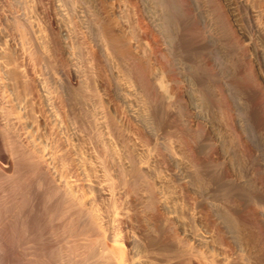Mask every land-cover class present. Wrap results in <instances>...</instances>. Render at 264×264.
<instances>
[{
	"label": "bare ground",
	"instance_id": "1",
	"mask_svg": "<svg viewBox=\"0 0 264 264\" xmlns=\"http://www.w3.org/2000/svg\"><path fill=\"white\" fill-rule=\"evenodd\" d=\"M258 136L264 0H0V264H264L190 194Z\"/></svg>",
	"mask_w": 264,
	"mask_h": 264
},
{
	"label": "rangeland",
	"instance_id": "2",
	"mask_svg": "<svg viewBox=\"0 0 264 264\" xmlns=\"http://www.w3.org/2000/svg\"><path fill=\"white\" fill-rule=\"evenodd\" d=\"M261 137H263V138H260V136H258L256 138V140L253 139L254 148H255V152L253 154L256 155V157L254 155L249 157L251 159L253 158L252 160L249 158L248 159L246 158V160H244L243 158L239 157L238 151L235 150L236 148L234 149V147L231 148V146L229 144V138L227 137L228 138L227 139V141H228L227 142V157L228 158H227V164H225L223 166V169H224L223 173H225V174L222 173L223 176H225V177H219V179H217V182L214 181L213 183H210L211 185H207L205 188H203V190H200V191L198 190L199 187L198 186L196 187V182L194 181L195 189L192 187L193 190L190 192V194L193 195L192 197H194L197 201H205V203H211L212 204V207H213L212 212H213V218H215V223L217 224V226L219 228H221L225 233H227V253L229 255L231 254L230 256L235 257V256H239V254H240L243 257L247 258L248 255L253 254V255H255L254 258L256 257L257 260H260V262L264 263V245H263L264 240L261 239L259 241L257 248L254 250L255 253L248 252V248L245 246V244L240 242V240H236V236L238 235V233L240 231L234 225H232V221L230 218V214L232 213V210L234 212V209L238 210L239 208L240 209H243L246 207L249 208V206H251L253 208L254 207L255 208L259 207L260 209L262 208L261 210H262V212H264V200H263L264 195L261 196L262 192L264 194V188H263L264 187V140H261V139H264V136H261ZM257 141H258V143L259 142L260 143L258 144ZM258 147H259V150H258ZM230 154L232 156L231 158H230ZM236 156H238V157H236ZM254 157H255V159H254ZM228 159H229V161H228ZM230 159H234V160L230 161ZM239 159H241V160L239 161ZM237 160L239 163H237ZM235 161H236V163H234ZM251 161H252V163H251ZM230 162H233V163H230ZM240 163L242 165H240ZM243 164H244V166H243ZM236 166H238V167H236ZM240 174H242V175H240ZM237 175H238V177H237ZM240 176H241V178H240ZM188 180L190 181V178H188L187 181ZM240 180H241V182H240ZM189 181H188V183H189ZM257 181L259 182L258 185L263 183V185H262L263 187H261V185H260V187L258 185H256ZM252 184H254V185H252ZM250 185H252L254 187L256 186L257 190L259 189V192H260L259 196L256 197L255 195L252 194L253 196H255V200L250 199L251 198V196H250L251 192L248 191L249 190L248 187ZM244 187H246V188L244 189ZM225 188H227V195H226ZM241 188H242V190H241ZM248 196H250V197H248ZM188 197H190V196H188ZM192 197L189 198L191 200V203H190L191 206L190 207L194 208V204L197 201H195L194 198L192 199ZM252 198H254V197H252ZM249 199H250V201H249ZM190 200H188L187 202H190ZM251 200H252V202L257 200V206H254L255 202H253L254 203L253 204L251 202ZM258 201H259V203H258ZM187 204H189V203H187ZM195 206H197V203L195 204ZM220 207L222 209H220ZM225 207L227 208V223H226V220H223V214H222V212L224 213ZM219 212H221V214ZM260 250H261V252L259 253ZM256 251H257L258 255L256 254Z\"/></svg>",
	"mask_w": 264,
	"mask_h": 264
}]
</instances>
